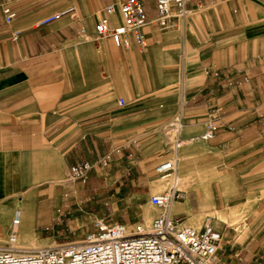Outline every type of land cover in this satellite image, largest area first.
<instances>
[{"label": "crops", "instance_id": "0c3cea01", "mask_svg": "<svg viewBox=\"0 0 264 264\" xmlns=\"http://www.w3.org/2000/svg\"><path fill=\"white\" fill-rule=\"evenodd\" d=\"M122 1L0 0V243L14 230L15 217L18 227H29L22 232L32 231L31 225L49 222L62 205L72 203L78 194L63 192L72 165L109 155V165L122 164L128 167L126 172L136 166L142 174V167L172 154L177 166L178 151L142 148L147 145L141 141L146 129L139 125L140 116L129 110L128 95L119 92L112 98L109 80L105 84L109 92L96 94L98 70L106 78L112 71L106 59L118 50L124 54L123 50L138 47L133 42L129 48H117L108 37L94 33L93 26L108 4L116 6L112 23L122 22L118 12ZM143 1L149 17L141 28L147 41L145 60L154 63L168 56L169 61L181 63L176 72L158 75L160 86L168 79H181L174 111L180 112L185 128H199L189 133L197 139L209 121L217 125L214 138L187 145V152L193 148L197 152L185 153L183 159L201 156L206 161L208 149L224 158V150H232L238 159L233 165L244 167L240 172L264 161V137L260 143L242 145L234 135V119L240 114L256 117L254 91L264 85V0H186L182 14L172 8L165 28L156 22L154 0ZM4 7L15 13L9 23L4 21ZM68 9L59 19L39 24ZM177 45L179 50L173 51ZM98 56L105 61L97 63ZM119 98L125 99V106L117 105ZM250 101L254 104L245 105L243 111L238 107ZM136 105L144 108V96L136 99ZM96 172L92 169L89 180ZM198 190L189 187L172 201L170 213L176 221L186 224L198 213ZM201 193L203 212L212 203L207 183ZM152 214L140 212L139 218L149 222ZM221 235L220 264L263 259L262 242L248 245L226 230ZM18 238L15 234V242Z\"/></svg>", "mask_w": 264, "mask_h": 264}, {"label": "rangeland", "instance_id": "374dc122", "mask_svg": "<svg viewBox=\"0 0 264 264\" xmlns=\"http://www.w3.org/2000/svg\"><path fill=\"white\" fill-rule=\"evenodd\" d=\"M179 48L180 46L177 45L172 50H179ZM113 49L118 50L114 46ZM131 50H123L124 54L122 50H118L114 52L112 59H106L107 63L110 62L112 71L106 78L98 70L96 94L105 95L111 86L112 98L116 99L119 92L130 97L131 102L128 108L140 116L139 125L146 129V133L141 135V141L147 144L142 145V148L148 146L146 151L168 150L172 153L176 150L179 152L177 178L180 193L182 194L189 187L199 188V211L192 216L191 222L185 225L199 227L209 224L220 232L228 231L231 236H236V240L244 241L248 245L254 242L264 244V161L249 168L245 167L244 171L240 172L244 167L233 165L232 162L238 159L231 155L232 150H224L227 153L224 158L213 154L212 149H208L209 154H207L206 161L201 156L183 159L185 153L195 155L197 152L194 148L187 152L186 146L201 142L196 136L191 140L193 136L189 134L199 128L190 126L185 128V120L180 112L174 111L177 98L182 92L179 84L181 79L179 77L168 79L165 85L160 86L158 77L161 72L164 76L176 72V67H179L181 63L169 61L168 56L162 58V61L155 60L154 63H150L145 60L147 50L140 47ZM164 50L168 53V48ZM104 61V56L97 57V63ZM122 65L125 66L123 71H121ZM108 80L112 85H105ZM254 94L258 100L256 117L244 118L245 114L242 113L234 119L236 120L234 135L238 137L242 145L252 142L260 143L259 138L264 137V85L256 87ZM139 96H144V108H137L136 99ZM253 104L252 101L240 102L238 107L243 111L245 105L252 106ZM114 110H117V107H114ZM179 136L184 137L182 138L183 145L177 148L174 144ZM153 138L156 143L150 145L153 143ZM211 142L214 143L215 140ZM172 157V154H169L151 167H142L145 170L142 174L136 166L129 167L130 169L126 172L128 167L122 164H108L107 166L96 164L93 169L97 168L99 172H96V176H93L91 180L88 176L85 182L70 180L65 184L64 193L75 191L78 194L72 203L68 206L62 205L49 222L38 223L33 228L31 225L32 231L22 232L29 228L27 224H20L16 231L9 230L0 246L8 243V238L13 232L19 237L18 241L14 242L17 247H49L83 239L87 232L93 230V222L97 218L103 217L108 222H124L130 226L143 221L139 218L140 212L150 216L153 213V218L156 209L151 205L149 196L167 189L171 184V178L164 180L159 177L155 166L160 161ZM99 158L89 162H95ZM91 173L92 170L89 175ZM205 183L208 184L212 193V203L200 212L201 189ZM237 189L240 194L237 193ZM145 192H147L146 195H144ZM223 193L227 196L223 197ZM191 202L196 206L197 200L194 196H191ZM263 262L264 257L263 259L259 257L252 264H263Z\"/></svg>", "mask_w": 264, "mask_h": 264}, {"label": "built area", "instance_id": "2783aa9c", "mask_svg": "<svg viewBox=\"0 0 264 264\" xmlns=\"http://www.w3.org/2000/svg\"><path fill=\"white\" fill-rule=\"evenodd\" d=\"M186 0H154L156 22L161 28L168 26L172 8L177 7L182 14ZM45 17L39 24L49 23L70 11ZM116 6L108 4L105 14L94 24L97 37H108L117 48H129L134 42L141 49L147 47V41L141 28L149 17L143 0H123L118 5L122 22L113 24L110 17ZM4 21L9 23L15 13L9 8L2 10ZM15 34H18L16 32ZM124 98L117 100V105L125 106ZM217 125L213 121L198 137L201 140L214 138ZM192 137L191 139H193ZM182 139L177 137L178 148ZM109 155L100 157L95 162L85 161L72 165L69 180L85 182L96 164L107 166ZM175 158L164 159L155 166L161 179L171 178L167 189L149 196L150 203L158 210L148 225L144 221L130 226L124 222H108L97 218L93 230L83 239L58 246L22 248L14 245V232L8 243L0 246V264H220L217 252L222 240L221 232L209 224L199 227L185 225L175 220L170 213V205L180 195Z\"/></svg>", "mask_w": 264, "mask_h": 264}, {"label": "bare ground", "instance_id": "6f19581e", "mask_svg": "<svg viewBox=\"0 0 264 264\" xmlns=\"http://www.w3.org/2000/svg\"><path fill=\"white\" fill-rule=\"evenodd\" d=\"M152 205V204H151ZM19 216V215H18ZM149 223H150V221H149ZM149 223H145L146 225H148ZM13 225H14V230L13 231H15V230H17L19 227H18V217H15L14 218V221H13ZM14 236H15V234H14ZM15 242V241H14Z\"/></svg>", "mask_w": 264, "mask_h": 264}]
</instances>
